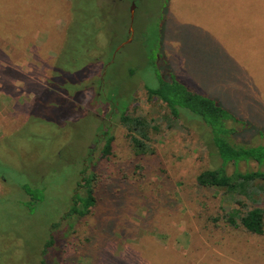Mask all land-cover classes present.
<instances>
[{
	"label": "rangeland",
	"instance_id": "374dc122",
	"mask_svg": "<svg viewBox=\"0 0 264 264\" xmlns=\"http://www.w3.org/2000/svg\"><path fill=\"white\" fill-rule=\"evenodd\" d=\"M79 1L104 16L63 99L45 86L56 55L65 65L73 54ZM169 76L242 120L233 143L264 145V0H0V264H39L51 236L47 264H264V196L261 236L221 222L219 209L239 198L195 183L218 165L207 130L184 115L169 123L146 96ZM113 104L156 126L142 175ZM102 131L112 138L104 156ZM89 172L94 206L66 216ZM101 234L110 246L97 259Z\"/></svg>",
	"mask_w": 264,
	"mask_h": 264
},
{
	"label": "trees",
	"instance_id": "16d2710c",
	"mask_svg": "<svg viewBox=\"0 0 264 264\" xmlns=\"http://www.w3.org/2000/svg\"><path fill=\"white\" fill-rule=\"evenodd\" d=\"M74 11L76 20H80L82 26L78 30L74 29L70 32L73 38L76 37L75 47L72 48L73 54L65 65L58 62V55H56L51 68V76L47 79L45 86L46 88L56 89V92L63 99L67 97L64 89L71 76L82 74L79 79L75 78L71 80L72 82L70 81L71 83L78 82V80L82 79L83 73L89 67V63H91V55L88 54V49L93 47L95 37L101 30L100 28L98 29L95 21H98L99 18L101 19V16H104V11L101 8L96 7L94 11L88 4L80 1L75 6ZM90 16L93 18H89ZM72 57H74L73 60ZM81 59L83 60L82 63H80ZM94 60L98 62L99 57L95 56ZM72 61H77L80 64L75 66L76 72L74 74H69L74 71L72 66H67ZM145 93L147 98H157L164 104L170 117L169 119H171L169 123H176L179 117L184 115L186 122L196 124L199 128H205L207 130L208 143L218 160V165L213 169L204 170L197 174L195 177L197 187L214 188L225 193V195L239 198V200H235L234 202L237 208L228 210L221 207L219 209L221 222L228 228L246 233L242 235L261 236L263 232V213L257 208V204L260 202V198L264 196V171H241L238 165L240 163L246 164L250 162L259 166L263 165L264 145L246 146L233 143L232 139L236 133V129L232 124H240L242 120L215 99L196 93L178 82L173 76L159 79L157 86L154 88H145ZM124 108L119 109L116 104H113L110 113L114 115L115 110L119 112V122L126 129L129 144L133 149L134 168L142 175L144 167L141 162L146 155L152 152L147 143L149 142L148 133L151 130L156 131V126L151 125L144 117L127 116ZM171 124L168 126H172ZM106 135V131H102L100 136L104 137L102 156L108 153L112 140L110 135ZM229 164L232 165V170L230 173H227L226 166ZM100 178L99 182L103 186L108 184V178L106 176L102 175ZM94 180L95 176L90 172L86 179H81L83 195L73 196V205L70 207L66 216L76 215L82 218L89 214V209L95 204L94 191L91 188V183ZM111 190H116V187L114 186ZM213 221L215 222V220ZM97 223L96 225L100 226V220H97ZM96 225L95 227H97ZM98 231L100 233H108V229L105 227L97 229L96 233ZM98 236V234H93V238L88 237L86 239L91 241V239H98ZM103 237H107V234L104 236L101 234V238H99L102 244L99 243L97 250L95 249L98 251L97 259L104 258L102 252L104 254L105 252L102 249L104 246H110L107 243L108 241L104 242ZM109 237L111 236L109 235L107 239ZM54 241V237L51 236L47 243L44 244L39 264H47L44 260L45 255L52 247Z\"/></svg>",
	"mask_w": 264,
	"mask_h": 264
},
{
	"label": "water",
	"instance_id": "95a60500",
	"mask_svg": "<svg viewBox=\"0 0 264 264\" xmlns=\"http://www.w3.org/2000/svg\"><path fill=\"white\" fill-rule=\"evenodd\" d=\"M132 10H133V4H131L129 12H130V20L132 19Z\"/></svg>",
	"mask_w": 264,
	"mask_h": 264
},
{
	"label": "flooded vegetation",
	"instance_id": "af4514ba",
	"mask_svg": "<svg viewBox=\"0 0 264 264\" xmlns=\"http://www.w3.org/2000/svg\"><path fill=\"white\" fill-rule=\"evenodd\" d=\"M132 4V3H131ZM130 14V13H129ZM129 18H130V16H129ZM116 112V110L114 111V113ZM101 136V135H100Z\"/></svg>",
	"mask_w": 264,
	"mask_h": 264
}]
</instances>
